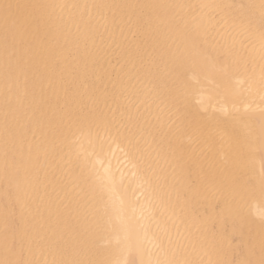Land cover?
I'll return each instance as SVG.
<instances>
[{
    "label": "bare ground",
    "instance_id": "obj_1",
    "mask_svg": "<svg viewBox=\"0 0 264 264\" xmlns=\"http://www.w3.org/2000/svg\"><path fill=\"white\" fill-rule=\"evenodd\" d=\"M0 264H264V0H0Z\"/></svg>",
    "mask_w": 264,
    "mask_h": 264
}]
</instances>
